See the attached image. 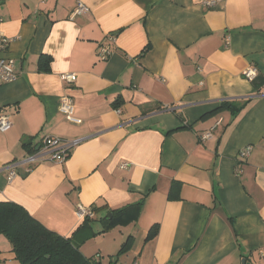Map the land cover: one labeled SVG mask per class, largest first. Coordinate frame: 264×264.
<instances>
[{
  "label": "crops",
  "instance_id": "1",
  "mask_svg": "<svg viewBox=\"0 0 264 264\" xmlns=\"http://www.w3.org/2000/svg\"><path fill=\"white\" fill-rule=\"evenodd\" d=\"M206 1L0 0V32L11 40L2 58L16 74L0 81L10 122L0 132V202L69 238L82 224L78 207L96 217L143 198L135 223L81 246L101 264L129 236V251L109 264H264V0ZM77 3L87 11L71 18ZM247 68L257 71L251 82ZM62 96L80 124L60 112ZM245 100L234 118L201 119ZM44 137L77 143L60 164ZM173 182L178 200L167 197ZM13 257L0 236V264H18Z\"/></svg>",
  "mask_w": 264,
  "mask_h": 264
},
{
  "label": "trees",
  "instance_id": "2",
  "mask_svg": "<svg viewBox=\"0 0 264 264\" xmlns=\"http://www.w3.org/2000/svg\"><path fill=\"white\" fill-rule=\"evenodd\" d=\"M50 63L51 58L42 55L39 58L38 71L49 72ZM119 101L121 102L118 99L113 103L115 110H118ZM249 103L250 100L241 102L222 101L217 108L201 119L209 118L221 112H229L234 118ZM180 186L181 184L178 182L171 184L167 196L169 200L180 199ZM142 205L143 198L138 202L127 204L118 209H105L103 215H97L96 217L94 215L98 210L90 207L93 216L91 218L86 216L72 236L65 238L49 231L47 228L45 229L21 206L10 202H0V236H3L9 242L11 252L14 255L13 258L18 264H101L97 256L93 258L83 256L80 252L81 246L86 241L108 233L112 229L127 227L135 223L140 215ZM108 214L111 217L108 218L106 216ZM96 222L101 225L98 231L94 230V223ZM157 233L158 225L151 226L145 240L154 239ZM131 245L132 237L129 236L123 241L115 257L127 253Z\"/></svg>",
  "mask_w": 264,
  "mask_h": 264
},
{
  "label": "built area",
  "instance_id": "3",
  "mask_svg": "<svg viewBox=\"0 0 264 264\" xmlns=\"http://www.w3.org/2000/svg\"><path fill=\"white\" fill-rule=\"evenodd\" d=\"M216 2V0H207L205 2V6H211ZM87 11L86 7L82 3H77L75 10L71 14V18H74L75 16L82 15ZM11 40H8L1 32H0V81L1 82H9L14 80L16 77V74L14 72L13 63L8 62L7 60L2 58V52L8 47ZM109 49L107 47H103V49L100 50L98 54V58L102 61L106 60L109 56ZM256 69L255 68H247L242 76L246 81L251 82L254 77L256 76ZM62 79L66 82H73L74 77L70 74L62 76ZM59 102V109L60 112L65 116V119L74 124H80L81 121L77 118H75L74 115V107L72 103V99L68 96H62L60 98ZM10 128V122L9 118L5 115L0 116V132H5L9 130ZM210 135L207 134L203 138L206 139ZM77 141L68 142V141H61L57 138H43L41 141V145L43 146L44 150L46 151V154L50 155V159L57 162V163H63L67 157L68 152H70V149L76 145ZM251 146L245 147L242 150L238 152V159L245 160L251 153ZM36 161L35 155H30L26 159V162L28 163H34ZM126 164H122V167H125ZM14 166L11 167V171L8 174V180H11L15 172L13 170ZM77 217L80 219H84L86 216L92 217L93 214L90 211L89 208L78 207L77 208Z\"/></svg>",
  "mask_w": 264,
  "mask_h": 264
},
{
  "label": "rangeland",
  "instance_id": "4",
  "mask_svg": "<svg viewBox=\"0 0 264 264\" xmlns=\"http://www.w3.org/2000/svg\"><path fill=\"white\" fill-rule=\"evenodd\" d=\"M114 233L117 234V231H115ZM105 238H106V237H105ZM111 258H112V259H111ZM114 258H115V257H111V256H110V257H106V256H105L104 259H102V261L105 262V263H108V264H109V261H110V260H111V261L114 260Z\"/></svg>",
  "mask_w": 264,
  "mask_h": 264
},
{
  "label": "water",
  "instance_id": "5",
  "mask_svg": "<svg viewBox=\"0 0 264 264\" xmlns=\"http://www.w3.org/2000/svg\"><path fill=\"white\" fill-rule=\"evenodd\" d=\"M106 216H107L108 218L111 217V215H109V214L106 215ZM241 264H249V263H246L245 259H243V260L241 261Z\"/></svg>",
  "mask_w": 264,
  "mask_h": 264
}]
</instances>
